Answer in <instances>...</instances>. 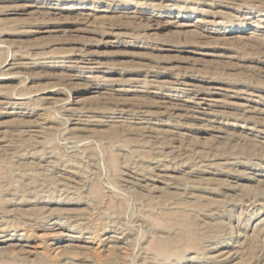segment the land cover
Returning <instances> with one entry per match:
<instances>
[{"label": "rangeland", "instance_id": "obj_1", "mask_svg": "<svg viewBox=\"0 0 264 264\" xmlns=\"http://www.w3.org/2000/svg\"><path fill=\"white\" fill-rule=\"evenodd\" d=\"M0 264H264V0H0Z\"/></svg>", "mask_w": 264, "mask_h": 264}, {"label": "bare ground", "instance_id": "obj_2", "mask_svg": "<svg viewBox=\"0 0 264 264\" xmlns=\"http://www.w3.org/2000/svg\"><path fill=\"white\" fill-rule=\"evenodd\" d=\"M17 63H18V62H17ZM17 66H18V65H17ZM203 99H204V98H203ZM163 104H164V103H163ZM165 104H166V103H165ZM165 104H164V105H165ZM207 111H208V110H207ZM159 175H160V174H159ZM139 183H140V182H139Z\"/></svg>", "mask_w": 264, "mask_h": 264}]
</instances>
